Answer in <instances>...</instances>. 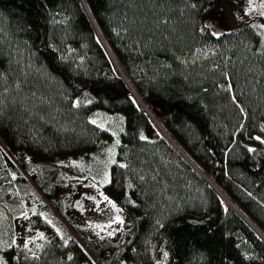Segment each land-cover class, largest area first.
<instances>
[{
	"label": "trees",
	"instance_id": "1",
	"mask_svg": "<svg viewBox=\"0 0 264 264\" xmlns=\"http://www.w3.org/2000/svg\"><path fill=\"white\" fill-rule=\"evenodd\" d=\"M218 4L0 0V264H264L224 206L264 234V17L215 35ZM109 152L116 237L75 225L60 166Z\"/></svg>",
	"mask_w": 264,
	"mask_h": 264
},
{
	"label": "rangeland",
	"instance_id": "2",
	"mask_svg": "<svg viewBox=\"0 0 264 264\" xmlns=\"http://www.w3.org/2000/svg\"><path fill=\"white\" fill-rule=\"evenodd\" d=\"M263 17L264 0H244L242 2L238 0H219L216 14L206 21V25L213 34L221 35L236 30L246 23L256 22ZM116 67L118 74L122 77L117 65ZM134 102L142 111L135 97ZM109 121V118L99 116L94 119L96 124L103 127ZM113 161V154L109 152L105 161L98 158L68 160L60 165L71 180L70 188L65 191L69 217L73 219L77 226L84 229L92 228L93 231H97L102 236L107 235L110 237L118 236L125 229L128 222L127 216L114 204L107 201L99 191V187L108 181L109 167ZM26 178L31 181L29 176ZM208 182L216 188L210 181ZM44 202L48 203L46 199ZM39 205L43 206L39 201L32 204L23 199L16 205H7L3 212L6 216L7 212L11 213L13 219L17 221L16 224H18V222L21 223L32 215L34 209ZM228 205L224 202V206ZM52 209L54 208L52 207ZM18 236H21L20 232H18Z\"/></svg>",
	"mask_w": 264,
	"mask_h": 264
},
{
	"label": "water",
	"instance_id": "3",
	"mask_svg": "<svg viewBox=\"0 0 264 264\" xmlns=\"http://www.w3.org/2000/svg\"><path fill=\"white\" fill-rule=\"evenodd\" d=\"M101 36V35H100ZM101 39H102V41H103V43H104V39L102 38V36H101ZM109 51V50H108ZM109 53H110V56L112 57V59H113V61L115 62V64L118 66V68H119V70L121 71V73H122V78L126 81V83L129 85V87L131 88V90L133 89L134 90V88L132 87V85L130 84V81H128V79H127V77H126V75H125V73L123 72V70L120 68V66L118 65V63H117V61H116V59L114 58V56L112 55V53L109 51ZM147 116V115H146ZM156 130V129H155ZM157 131V130H156ZM158 132V131H157ZM160 135V134H159ZM161 136V135H160ZM162 137V136H161ZM163 138V137H162ZM164 139V138H163ZM165 140V139H164ZM166 141V140H165ZM167 142V141H166ZM167 144L173 149V150H175L168 142H167ZM181 150H179V151H176L177 152V154L187 163V161L183 158V156L180 154V153H182V148H180ZM184 153V152H183ZM182 153V154H183ZM184 155V154H183ZM191 168H192V166L189 164V163H187ZM193 169V168H192ZM193 171H195L199 176H200V174L195 170V169H193ZM206 175V174H205ZM202 179H204L206 182H207V180L206 179H209L207 176V178L206 177H204V176H200ZM210 180V179H209ZM208 183V182H207ZM209 184V183H208ZM210 185V184H209ZM211 186V185H210ZM212 189H214V191L218 194L219 192L215 189V188H213L212 187ZM218 196H219V194H218ZM220 197V196H219ZM221 199V198H220ZM230 201V200H229ZM228 206H230V207H232V208H234L239 214H240V216L250 225V227H252L257 233H258V235L264 240V234L238 209V207H236V205L234 204V203H232L231 201L229 202V205ZM227 207V206H226Z\"/></svg>",
	"mask_w": 264,
	"mask_h": 264
},
{
	"label": "bare ground",
	"instance_id": "4",
	"mask_svg": "<svg viewBox=\"0 0 264 264\" xmlns=\"http://www.w3.org/2000/svg\"><path fill=\"white\" fill-rule=\"evenodd\" d=\"M197 171V170H196ZM203 176V175H202Z\"/></svg>",
	"mask_w": 264,
	"mask_h": 264
}]
</instances>
